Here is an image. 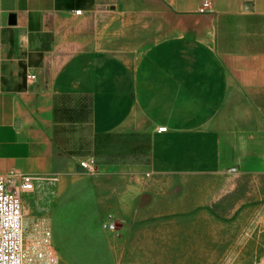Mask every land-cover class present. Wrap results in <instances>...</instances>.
<instances>
[{
	"label": "crops",
	"instance_id": "1",
	"mask_svg": "<svg viewBox=\"0 0 264 264\" xmlns=\"http://www.w3.org/2000/svg\"><path fill=\"white\" fill-rule=\"evenodd\" d=\"M203 1L0 0V175L62 264H119L155 178L264 187V0Z\"/></svg>",
	"mask_w": 264,
	"mask_h": 264
},
{
	"label": "rangeland",
	"instance_id": "2",
	"mask_svg": "<svg viewBox=\"0 0 264 264\" xmlns=\"http://www.w3.org/2000/svg\"><path fill=\"white\" fill-rule=\"evenodd\" d=\"M261 182L239 174L153 179L139 209L116 224L118 263L264 264ZM22 213H29L24 200ZM30 245L25 233L24 246ZM47 250L62 264L51 243Z\"/></svg>",
	"mask_w": 264,
	"mask_h": 264
},
{
	"label": "built area",
	"instance_id": "3",
	"mask_svg": "<svg viewBox=\"0 0 264 264\" xmlns=\"http://www.w3.org/2000/svg\"><path fill=\"white\" fill-rule=\"evenodd\" d=\"M210 0H204L199 8V13L209 11ZM80 11H76L79 14ZM33 76L29 79L33 80ZM159 132H165L161 127ZM84 171L90 172L93 168L91 161L79 162ZM230 173L236 172L231 169ZM31 190L29 178L20 177L15 171L10 172L8 177L0 175V264H56L49 257L47 245L50 244L51 231L41 223L27 231L23 227L22 199L20 193ZM104 229L115 232L113 224H104ZM25 233L31 237V245L24 246Z\"/></svg>",
	"mask_w": 264,
	"mask_h": 264
},
{
	"label": "water",
	"instance_id": "4",
	"mask_svg": "<svg viewBox=\"0 0 264 264\" xmlns=\"http://www.w3.org/2000/svg\"><path fill=\"white\" fill-rule=\"evenodd\" d=\"M10 21L13 22V17L10 18ZM78 171H81L79 168H77Z\"/></svg>",
	"mask_w": 264,
	"mask_h": 264
}]
</instances>
